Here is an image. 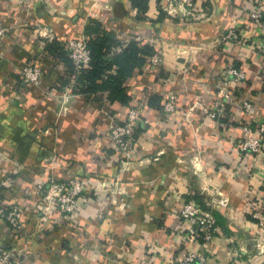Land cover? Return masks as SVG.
Wrapping results in <instances>:
<instances>
[{"label": "crops", "instance_id": "crops-1", "mask_svg": "<svg viewBox=\"0 0 264 264\" xmlns=\"http://www.w3.org/2000/svg\"><path fill=\"white\" fill-rule=\"evenodd\" d=\"M257 3L264 0H194L196 10L184 20L168 17L159 0H147L145 11L132 0H0V210L20 207L25 225L18 234L0 218V249L23 251L14 264H177L186 248L209 264H264V230L251 212H264V147L256 155L239 149L243 126L264 124V53L243 34ZM94 18L122 45L149 43L162 61L142 64L124 80L127 104L110 102L102 90L70 97L61 112L65 90L33 88L19 68L54 41L59 65L60 44L83 36ZM231 27L245 41L217 45ZM43 29L52 37L43 38ZM231 65L246 78L231 89L234 105L209 120L204 110L213 107ZM116 71L113 65L108 75ZM170 93L176 109L166 114ZM244 100L254 107L250 117ZM134 107L144 108L146 125L125 160L108 130L114 115L123 118ZM73 175L89 183L76 212L67 220L53 213L44 223L36 185ZM6 178L9 188L1 185ZM217 193L229 200L228 211L213 209L220 231L210 243L181 246L178 211L187 202L210 210Z\"/></svg>", "mask_w": 264, "mask_h": 264}, {"label": "built area", "instance_id": "built-area-1", "mask_svg": "<svg viewBox=\"0 0 264 264\" xmlns=\"http://www.w3.org/2000/svg\"><path fill=\"white\" fill-rule=\"evenodd\" d=\"M159 7L170 18L189 19L196 10L194 0H159ZM247 30L243 34L250 39L253 37L257 46L264 53V5L257 3L250 8L246 14ZM5 29L0 27V39L4 36ZM242 35L234 27H231L222 34L217 40V45L239 46L242 41H245V36ZM43 38H51V32L43 29L41 33ZM86 37L73 38L65 41L64 47L74 67V77L70 86L65 89L62 96V106L60 111H65V104L72 96L77 94L78 85L75 78L79 77L85 71L91 61L90 50L87 46ZM119 50L120 48L117 47ZM162 61L160 53L154 54L151 59V65H159ZM22 80L25 84L40 88L42 83V71L40 67L32 65L30 62L22 65L19 68ZM222 85L217 88L216 99L213 107L204 110V115L209 120L221 118L226 110L234 105V95L231 89L237 84L244 81L246 78L245 72L242 69L236 68L233 65L228 66L224 72ZM176 98L173 94H168L163 104V110L166 114L175 113ZM241 109L246 116H251L254 113L253 105L244 100L241 104ZM144 108L138 107L131 109L121 122L112 121L109 126L108 135L114 146L117 154L125 160L131 159L133 153L138 148V134L142 125H146L143 119ZM243 130L247 135L240 144L241 152L250 155H256L263 150L264 142L262 136L264 134V124L258 127H252L251 124L243 126ZM11 179L6 178L1 182V185L9 188ZM89 190L88 180L82 176L73 175L64 180H50L40 182L36 185L34 195L38 202V211L44 223H47L50 215L55 213L60 219H68L73 215L78 207V202L84 197L86 191ZM218 198L212 202V209L203 210L194 202L185 203L178 211V219L184 224V232L181 246H194L198 242L210 243L214 236L220 231V225L213 214V209L228 211V198L217 193ZM254 219L257 220L260 228L264 230V216L260 212L254 211ZM0 218L3 219L9 227L18 234L25 233V225L23 223V210L17 206H6L0 210ZM22 250L17 248L0 249V264H14L15 256L22 253ZM177 264H209L208 258L205 255L199 254L191 248H186L184 256L178 260Z\"/></svg>", "mask_w": 264, "mask_h": 264}, {"label": "trees", "instance_id": "trees-1", "mask_svg": "<svg viewBox=\"0 0 264 264\" xmlns=\"http://www.w3.org/2000/svg\"><path fill=\"white\" fill-rule=\"evenodd\" d=\"M146 1L132 0V3L138 9L145 11L147 10ZM81 36L76 35L73 38L76 39ZM83 36L87 40L91 61L89 67L79 77L75 78V82L78 85L77 94L82 97L93 98L95 94L103 90L108 93L107 99L110 102L127 104L129 96L126 94L123 86L124 80L130 77L142 64L150 63L151 57L158 53L157 50L149 43H137L134 40L122 45L117 36L101 20L96 18L91 19L84 27ZM67 40V38L63 40V44ZM45 44H47V48L32 58L30 63L41 68V84H47L45 86L47 90H55L62 93L73 81V64L65 51L64 45L60 44L59 46L60 53L58 56L61 59L59 66L53 61V57L57 55H54L52 52L53 46L57 44V41ZM117 47L122 48L118 53L116 52ZM113 65L117 67V71L115 75H108ZM60 68L63 69L60 70ZM105 76L106 78L104 79ZM157 101H159V98ZM153 105V101H150L148 108L153 107ZM134 108H129V111ZM127 113H124V117ZM121 116L122 114L114 115L117 122H121L124 119ZM257 210L264 216V212L260 208L255 207L251 212Z\"/></svg>", "mask_w": 264, "mask_h": 264}]
</instances>
